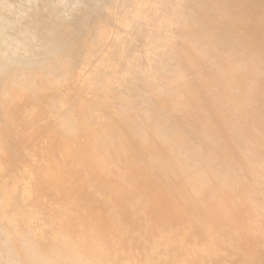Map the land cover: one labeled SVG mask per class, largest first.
<instances>
[{
    "label": "bare ground",
    "instance_id": "bare-ground-1",
    "mask_svg": "<svg viewBox=\"0 0 264 264\" xmlns=\"http://www.w3.org/2000/svg\"><path fill=\"white\" fill-rule=\"evenodd\" d=\"M11 8L0 0V243L11 241L3 264H88L74 254L71 227L96 259L112 243L149 264H162L153 255L209 264L221 241L237 264H264V0H43L8 16ZM123 91L152 97L150 113ZM44 140L94 161L115 191L144 193L145 206L119 212L107 200L106 212H69V230L34 233L13 191L28 188L18 181L23 158Z\"/></svg>",
    "mask_w": 264,
    "mask_h": 264
},
{
    "label": "rangeland",
    "instance_id": "rangeland-1",
    "mask_svg": "<svg viewBox=\"0 0 264 264\" xmlns=\"http://www.w3.org/2000/svg\"><path fill=\"white\" fill-rule=\"evenodd\" d=\"M12 4V10L8 12V16H12L19 10L24 12L29 9V6L39 5L43 0H37L31 3L30 0H4ZM52 5V4H51ZM36 12V11H35ZM34 13L33 10H28L21 16L22 22L31 21L32 18L26 16ZM26 16V17H25ZM16 18L19 15L15 16ZM31 28L32 25H29ZM44 25H39L37 29L28 31V35H37L43 31ZM219 34L221 42L219 44L224 47L228 46L232 39L230 33ZM221 34H223L221 36ZM226 35V36H224ZM224 36V37H223ZM230 36V38H228ZM219 40V41H220ZM224 42V44H222ZM122 96L125 98L136 99L139 107L150 113L149 108L152 106L154 99L145 102L143 99V92L135 93L132 91H123ZM23 147V144L19 145ZM64 149L62 142H48L46 140L37 142L31 147L29 154L23 158V163L26 171L22 176H19L18 181L22 180L28 185L29 192H24L27 189H16L13 191L14 197L21 200V202L30 211V227L36 234H41L45 238L51 237L59 228L69 230V222L66 220L69 212L77 213L81 218L86 217V208L92 207L96 211L106 212L108 204L105 201L110 200V206L119 212H124L129 203L138 201V212L145 206L147 197L144 193L138 192L134 195L123 194L114 190L113 184L110 180L100 177L95 173L94 161H89L84 154L74 153L65 157L61 154ZM85 164L84 170H78L71 173L72 164ZM49 177H45L46 174ZM7 184L6 179L2 182ZM6 189L10 187L6 185ZM257 200L261 198L256 195ZM136 225L142 224V217L135 212ZM254 216L250 215L242 220L244 226L252 225ZM219 223H217L218 225ZM197 233L199 241L203 242L208 239V232L205 230V225H197ZM74 232V237L69 239L76 244L77 251H82L79 257L81 262H88V264H149L148 258L143 252H137L135 249L129 250L127 245H115L110 243L108 251L111 253H101L96 259L97 253L91 242L78 237L80 229L78 227H71ZM223 237L227 240L235 241L236 236L228 228L223 230ZM129 240L134 241L132 237ZM11 243V241H9ZM7 241L3 245L0 243V250L4 245H10ZM52 245L54 241H49ZM219 247L218 256L210 261L209 264H237L239 256L236 254L234 248L225 245L221 241H217ZM173 249H176L173 247ZM161 256L164 254V247H160ZM156 262L164 264V256L158 258L153 255ZM151 259V258H149ZM207 260V259H204ZM47 264L50 262L46 260ZM0 264H3L0 258Z\"/></svg>",
    "mask_w": 264,
    "mask_h": 264
}]
</instances>
